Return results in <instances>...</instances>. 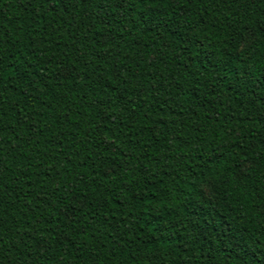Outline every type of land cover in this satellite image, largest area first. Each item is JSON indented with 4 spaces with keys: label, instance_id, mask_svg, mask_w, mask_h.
<instances>
[{
    "label": "trees",
    "instance_id": "obj_1",
    "mask_svg": "<svg viewBox=\"0 0 264 264\" xmlns=\"http://www.w3.org/2000/svg\"><path fill=\"white\" fill-rule=\"evenodd\" d=\"M0 0V264H264V0Z\"/></svg>",
    "mask_w": 264,
    "mask_h": 264
},
{
    "label": "snow or ice",
    "instance_id": "obj_2",
    "mask_svg": "<svg viewBox=\"0 0 264 264\" xmlns=\"http://www.w3.org/2000/svg\"><path fill=\"white\" fill-rule=\"evenodd\" d=\"M104 4L106 7H110L111 11H117L118 8L114 6V0H104Z\"/></svg>",
    "mask_w": 264,
    "mask_h": 264
}]
</instances>
